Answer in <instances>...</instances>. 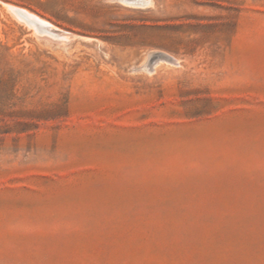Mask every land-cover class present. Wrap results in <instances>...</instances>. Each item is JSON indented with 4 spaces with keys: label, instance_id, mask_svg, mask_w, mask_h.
<instances>
[{
    "label": "rangeland",
    "instance_id": "obj_1",
    "mask_svg": "<svg viewBox=\"0 0 264 264\" xmlns=\"http://www.w3.org/2000/svg\"><path fill=\"white\" fill-rule=\"evenodd\" d=\"M0 264H264V0H0Z\"/></svg>",
    "mask_w": 264,
    "mask_h": 264
},
{
    "label": "bare ground",
    "instance_id": "obj_2",
    "mask_svg": "<svg viewBox=\"0 0 264 264\" xmlns=\"http://www.w3.org/2000/svg\"><path fill=\"white\" fill-rule=\"evenodd\" d=\"M141 1V0H140ZM141 3V2H140ZM7 6L9 7V9L11 10V12H13L15 15H17L19 18H21L22 20H24V22L32 27H34L35 29H40L42 31H48L50 33H53L55 35H60L63 36V38H68L67 36L60 34L57 32V29L50 24L48 21L44 20L43 18L37 16L36 14H34V12H31L30 10L21 7V6H15L12 4H7ZM8 9V10H9ZM8 12V11H7ZM12 15V14H11ZM21 23V22H20ZM55 31L57 33H55ZM64 33V32H63ZM48 34V33H47ZM65 34V33H64ZM75 34V33H74ZM33 35V34H32ZM70 35V34H69ZM51 37V36H50ZM55 37V36H54ZM84 37V36H83ZM82 37V38H83ZM62 38H60L61 40ZM74 39V38H73ZM84 39V38H83ZM87 39V38H86ZM91 39V38H89ZM55 40V39H54ZM59 40V39H58ZM72 40V38H71ZM92 40V39H91ZM61 42V41H60ZM58 46V45H57ZM63 48V47H62ZM167 62V61H166ZM146 71V70H145Z\"/></svg>",
    "mask_w": 264,
    "mask_h": 264
}]
</instances>
